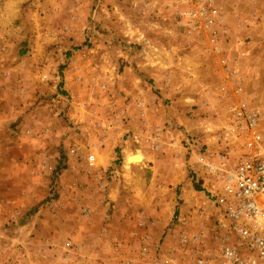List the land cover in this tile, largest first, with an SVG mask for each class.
Instances as JSON below:
<instances>
[{"label": "rangeland", "instance_id": "1", "mask_svg": "<svg viewBox=\"0 0 264 264\" xmlns=\"http://www.w3.org/2000/svg\"><path fill=\"white\" fill-rule=\"evenodd\" d=\"M175 1L0 0V264H188L170 234L211 233L222 188L197 158L243 155L231 129L241 101L223 65L238 56L230 41L264 39V0H214L224 21L219 55L209 33L178 26ZM159 67L167 74L156 88ZM140 89L149 95L133 115L145 113L146 128L123 145L146 156L145 170L131 168L122 148L112 167L104 156L89 167L101 140L111 142L105 132L119 107ZM142 161L138 154L129 164ZM133 193L149 205L138 212L147 253L123 250ZM107 215L116 221L114 251L98 245Z\"/></svg>", "mask_w": 264, "mask_h": 264}, {"label": "built area", "instance_id": "2", "mask_svg": "<svg viewBox=\"0 0 264 264\" xmlns=\"http://www.w3.org/2000/svg\"><path fill=\"white\" fill-rule=\"evenodd\" d=\"M170 8L177 11L179 27L197 36L209 33L212 52L221 54L217 29L224 21L214 0H176ZM228 64L224 63V72H229ZM231 129L235 139L240 140V158L234 162L224 156L216 160L197 158L222 188L221 200L211 202L214 208L219 206L211 233L170 234L179 240L177 249L187 251L188 264H264V115L241 102L232 110ZM192 143L196 146L198 141L192 139ZM88 164L95 167L94 155L88 157ZM139 216L144 219L145 215L142 212ZM131 234L146 243L143 252L147 253L151 236ZM175 263L176 258H171L161 264Z\"/></svg>", "mask_w": 264, "mask_h": 264}, {"label": "crops", "instance_id": "3", "mask_svg": "<svg viewBox=\"0 0 264 264\" xmlns=\"http://www.w3.org/2000/svg\"><path fill=\"white\" fill-rule=\"evenodd\" d=\"M233 40V39H232ZM230 45V46H229ZM228 46L230 47L229 49L231 50H236L238 49L237 52V58L236 60L234 59L235 52H233L231 56V52L227 55H225V58H230L232 61L235 60V62L231 63L229 62L228 64V71L229 74L228 76L230 77L229 80L226 82L227 85L229 86H234V89L238 91L239 93V100L241 102H245L248 107L249 101L246 99L247 94L250 96V101H254L256 103V107L252 108L254 110L259 111L262 115H264V39H239L238 43L235 45L234 41H230V44ZM263 53V54H262ZM260 55V56H259ZM238 65V68H233V65ZM155 70H147L146 73L153 74ZM232 72H235V74L240 75L241 78L239 77L238 82L235 81L236 75H233ZM163 74H167L166 70H163L159 67L158 72L154 75H158V80H154V84L156 88H160V84H164L161 80V77H163ZM170 76V75H169ZM235 76V77H233ZM234 78V79H233ZM166 84V83H165ZM169 86V84H167ZM162 86V85H161ZM165 86V85H164ZM142 89L138 91H134L132 94L134 95L133 99L130 101H127L124 103L122 107H119V111L117 115L119 116L117 120L113 121L114 125L112 126L110 132H105L106 134L111 133V142L108 141L107 138H103L100 143V147L97 146L95 149L96 152V158L95 160H99L101 156L105 157V166L108 168L112 167L114 165V160L116 159V149L121 150V157L122 159L130 165L131 168L137 169L138 167H141L142 170H145L146 167V156L141 152L135 150V152L131 153L129 150L125 148L123 145V140L127 134H130L132 138H137V135L139 134L140 128H143L145 130L146 128V122L140 118L144 116L146 117V114L140 113V117L137 115V108L138 110H141L142 107H144V96L146 97L149 95L148 90H145V93H142ZM148 97V96H147ZM134 99H137L139 101H136ZM151 99V97H149ZM251 108V107H250ZM211 109V106H209V103H204L199 105V111H196L197 113H201L203 111H209ZM135 110V111H134ZM135 112V113H134ZM142 115V116H141ZM138 117V118H136ZM181 118V117H180ZM123 119H126L124 121ZM182 119V118H181ZM183 122V120H182ZM143 125V127H142ZM142 133V132H141ZM114 145V146H113ZM119 147V148H118ZM140 154L143 157V161L140 164L136 163H131L130 158ZM95 157V156H94ZM145 161V162H144ZM119 172H117L116 175H118ZM132 198H129L127 201L132 203V208H130L129 212V226L131 229V233L137 232L139 233L142 237L146 238V213L144 219H142L138 212L139 209L142 207L145 209L146 204V209H149V205L146 201V195L142 193V195L138 193H133L131 196ZM113 202H117L118 199H113ZM140 205V207L138 205ZM105 209V206L102 207V211ZM109 218V215H107V219ZM120 218V217H119ZM128 221L127 218L122 216V218L118 221ZM143 221L144 224L141 226L140 222ZM116 221L114 217H110L107 222H104L100 226V235H99V240H98V245L102 246L103 250H113V248L116 246L115 241H117V235H114V230L111 228V225L114 224ZM122 225V224H121ZM155 225V223H154ZM129 233L127 235V241L124 244L123 250L125 252L128 251H133L136 250L139 253L143 251L144 247H146V243L144 241H141L138 238H135L132 236V234ZM137 246L139 249L137 250ZM101 248V249H102ZM114 251V250H113ZM125 261L121 262L120 264H124ZM102 264H106L105 260H102ZM134 264V262L132 263Z\"/></svg>", "mask_w": 264, "mask_h": 264}, {"label": "bare ground", "instance_id": "4", "mask_svg": "<svg viewBox=\"0 0 264 264\" xmlns=\"http://www.w3.org/2000/svg\"><path fill=\"white\" fill-rule=\"evenodd\" d=\"M187 192V191H186Z\"/></svg>", "mask_w": 264, "mask_h": 264}]
</instances>
